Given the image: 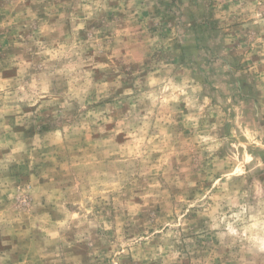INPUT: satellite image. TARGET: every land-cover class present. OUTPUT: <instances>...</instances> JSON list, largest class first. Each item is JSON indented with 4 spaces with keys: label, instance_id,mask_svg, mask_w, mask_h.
Segmentation results:
<instances>
[{
    "label": "rangeland",
    "instance_id": "1",
    "mask_svg": "<svg viewBox=\"0 0 264 264\" xmlns=\"http://www.w3.org/2000/svg\"><path fill=\"white\" fill-rule=\"evenodd\" d=\"M0 264H264V0H0Z\"/></svg>",
    "mask_w": 264,
    "mask_h": 264
}]
</instances>
